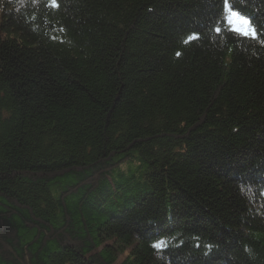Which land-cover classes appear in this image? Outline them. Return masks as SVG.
<instances>
[{
    "label": "trees",
    "instance_id": "16d2710c",
    "mask_svg": "<svg viewBox=\"0 0 264 264\" xmlns=\"http://www.w3.org/2000/svg\"><path fill=\"white\" fill-rule=\"evenodd\" d=\"M56 2L0 0V264H264V0L257 40L222 0Z\"/></svg>",
    "mask_w": 264,
    "mask_h": 264
},
{
    "label": "snow or ice",
    "instance_id": "6c2138e0",
    "mask_svg": "<svg viewBox=\"0 0 264 264\" xmlns=\"http://www.w3.org/2000/svg\"><path fill=\"white\" fill-rule=\"evenodd\" d=\"M51 2L53 6H58L56 0H51ZM222 11V19L223 22L228 25V30L237 35H242L247 39H260V33L258 32L256 26L252 23V20L248 16L238 11L235 4L232 3V0H222ZM222 30L223 29L220 26L215 27V31L218 34H220ZM192 39H199V35L194 33L193 36L189 37V41H191ZM163 244L164 241L161 240L155 243L154 247L158 250L163 251Z\"/></svg>",
    "mask_w": 264,
    "mask_h": 264
},
{
    "label": "rangeland",
    "instance_id": "374dc122",
    "mask_svg": "<svg viewBox=\"0 0 264 264\" xmlns=\"http://www.w3.org/2000/svg\"><path fill=\"white\" fill-rule=\"evenodd\" d=\"M128 250H126L122 255L119 256V260L122 259L128 253Z\"/></svg>",
    "mask_w": 264,
    "mask_h": 264
}]
</instances>
